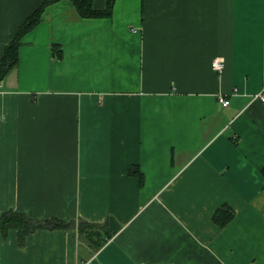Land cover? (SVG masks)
Listing matches in <instances>:
<instances>
[{
    "label": "crops",
    "instance_id": "0c3cea01",
    "mask_svg": "<svg viewBox=\"0 0 264 264\" xmlns=\"http://www.w3.org/2000/svg\"><path fill=\"white\" fill-rule=\"evenodd\" d=\"M45 2L0 0V65ZM18 55L0 215L74 225L0 231V264H264V0H55Z\"/></svg>",
    "mask_w": 264,
    "mask_h": 264
},
{
    "label": "trees",
    "instance_id": "16d2710c",
    "mask_svg": "<svg viewBox=\"0 0 264 264\" xmlns=\"http://www.w3.org/2000/svg\"><path fill=\"white\" fill-rule=\"evenodd\" d=\"M55 0H46V2L19 28L15 39L7 45L5 54L0 65V84L5 78L8 71L18 61V51L21 38L30 31L39 21L41 12L45 9L46 5ZM77 5L79 12L83 16H111L113 12V5L115 0H109L107 9L96 10L92 7L93 0H73ZM74 225L71 221H63L52 219H34L29 217L23 212L8 210L0 215V231L7 234L10 229H17L19 240L22 242L26 239L27 235L40 228H63ZM104 226V225H103ZM80 230L85 234L87 239L96 243V247L102 246L104 239L113 235V231L107 227H99L98 225L81 221ZM107 234V235H106Z\"/></svg>",
    "mask_w": 264,
    "mask_h": 264
},
{
    "label": "built area",
    "instance_id": "2783aa9c",
    "mask_svg": "<svg viewBox=\"0 0 264 264\" xmlns=\"http://www.w3.org/2000/svg\"><path fill=\"white\" fill-rule=\"evenodd\" d=\"M225 63L221 59H215L213 61V69L222 71L224 69ZM257 98H259L264 103V86L262 90L256 95ZM219 100L223 103V105H228L230 103L229 99H227L224 96H220Z\"/></svg>",
    "mask_w": 264,
    "mask_h": 264
}]
</instances>
